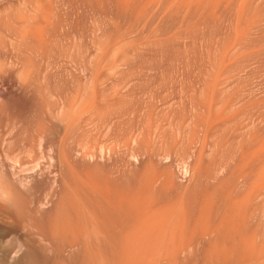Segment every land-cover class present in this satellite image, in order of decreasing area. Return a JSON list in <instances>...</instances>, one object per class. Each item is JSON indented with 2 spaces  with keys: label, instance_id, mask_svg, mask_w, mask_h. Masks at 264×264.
<instances>
[{
  "label": "rangeland",
  "instance_id": "obj_1",
  "mask_svg": "<svg viewBox=\"0 0 264 264\" xmlns=\"http://www.w3.org/2000/svg\"><path fill=\"white\" fill-rule=\"evenodd\" d=\"M194 1L0 0V264H264V0Z\"/></svg>",
  "mask_w": 264,
  "mask_h": 264
},
{
  "label": "bare ground",
  "instance_id": "obj_2",
  "mask_svg": "<svg viewBox=\"0 0 264 264\" xmlns=\"http://www.w3.org/2000/svg\"><path fill=\"white\" fill-rule=\"evenodd\" d=\"M128 1H129V0H128ZM130 1H131V0H130ZM168 1H169V0H168ZM172 1H173V0H172ZM174 1H175V0H174ZM183 1H184V2L186 3V5H187V3H188L187 1H189V0H187V1L182 0V2H183ZM190 1H193L194 3H197V2H195L194 0H190ZM213 1H214V0L211 1V2H212V5H213ZM216 1H217V5H220L219 3H221V1H222L223 5H224L225 3H226V4H228V3H232L230 0H229V1L227 0L228 3L226 2V0H221V1H219V3H218V0H216ZM223 1H224V2H223ZM235 1H237V3H238V0H235ZM249 1H250V0H249ZM249 1H247V2H249ZM147 2H148V1H147ZM147 2H146V3H147ZM176 2H178V1H176ZM179 2H180V0H179ZM199 2H202V1H198V4H199ZM207 2H208V0H207ZM211 2H210V3H211ZM240 2L243 3V1H242V0L240 1V0H239V6H238V7L240 8V10L237 8L239 12L241 11V8H243L244 5L247 3L246 0H245V2L243 3L244 5L241 4V5L243 6V7H242V6L240 5ZM174 3H175V2H174ZM191 3H192V2H191ZM194 3H193V4H194ZM208 3H209V2H208ZM208 3H207V4H208ZM214 3H216V2H214ZM237 3H236V4H237ZM171 4H172V3H171ZM188 4H189V3H188ZM198 4H196V5H198ZM207 4H205V5H207ZM178 5L181 6L182 4H181V3H178ZM183 5H185V4H183ZM190 5H191V4H190ZM201 5H202V4H201ZM201 5H200V6H201ZM212 5H211V6H212ZM214 5H215V4H214ZM174 6H177V5L174 4ZM215 6H216V5H215ZM224 6H225V5H224ZM227 6H228V5H227ZM216 7H218V6H216ZM225 7H226V6H225ZM214 8H215V7H214ZM237 19H238V18H237ZM238 22H239V20H238ZM236 25H237V24H236ZM236 25H235V26H236ZM110 149H111V148H110ZM254 152H255V151H254ZM258 152H259V150H258ZM87 153H88V152H87ZM259 154H260V153H259ZM28 166H29V165H28ZM164 173H165V172H164ZM153 189H154V188H153ZM98 192H99V190H98ZM154 194H155V193H154ZM8 195H9V194H8ZM243 199H244V198H243ZM89 200H90V199H89ZM239 200H240V199H239ZM129 201H130V200H129ZM237 201H238V200H237ZM240 201H241V200H240ZM242 201H243V200H242ZM235 202H236V201H235ZM210 203H211V202H210ZM232 203H233V202H232ZM241 203H242V202H241ZM241 203H239V205H240ZM119 204H120V203H119ZM172 204H173V203H172ZM89 205H90V204H89ZM234 206H235V205H234ZM100 207H101V206H100ZM238 207H239V206H238ZM243 207H244V206H243ZM233 208H234V207H233ZM233 208H232V210H233ZM240 209H241V208H240ZM235 210H236V208H235ZM237 210H238V209H237ZM242 210H243V209H242ZM164 211H165V210H164ZM206 211H207V210H206ZM208 211H209V210H208ZM238 211H239V210H238ZM238 211H236V213H237ZM142 212H144V210H143ZM161 212H162V211H161ZM239 212H240V211H239ZM151 213H153V212L151 211ZM145 214H146V213H145ZM156 214H157V213H156ZM176 214H177V213H176ZM183 214H184V213H183ZM230 214H231V213H230ZM128 215H129V214H128ZM137 215H138V214H137ZM177 215H178V214H177ZM232 215H233V211H232ZM234 215H235V214H234ZM238 215H240V214H238ZM238 215H236V216H238ZM242 215H243V214H242ZM140 216L144 217V214H141V213H140L139 216H138L139 219H141ZM222 216H223V215H222ZM225 216H226V215H225ZM230 216H231V215H230ZM243 216H244V215H243ZM3 217H4V216H3ZM130 217H131V216H130ZM130 217H129V218H130ZM132 217H133V216H132ZM174 217H175V216H174ZM174 217H173V218H174ZM226 217H227V216H226ZM226 217H225V218H226ZM231 217H233V216H231ZM239 217H242V216H239ZM237 218H238V217H237ZM237 218H235V219H237ZM242 218H243V217H242ZM242 218H240V219H242ZM139 219H138V220H139ZM182 219H184V217H183ZM182 219H181V220H182ZM240 219H238V220L240 221ZM56 220H57V219H56ZM94 220H95V219H94ZM142 220H143V219H142ZM219 220H220V219H219ZM238 220H237V221H238ZM70 221H71V220H70ZM148 221H149V219H148ZM151 221L153 222L154 220H151ZM230 221H231V220H230ZM235 221H236V220H235ZM237 221H236V222H237ZM139 222H140V221H139ZM142 222H143V221H142ZM145 222H146V221L143 222V226H144V225L146 226L147 223L145 224ZM166 222H167V221H166ZM181 222H182V221H181ZM200 222H201V221H200ZM213 222H214V221H213ZM227 222H229V221H227ZM242 222H243V221H242ZM242 222H241V223H242ZM172 223H173V222H172ZM221 223H222V222H221ZM155 224L157 225V223H155ZM155 224H154V225H155ZM168 224H169V223H168ZM227 224H228V223H227ZM233 224H234V223H233ZM233 224H232V225H233ZM238 224H240V223L238 222ZM243 224H245V223H243ZM243 224H242V225H243ZM137 225H138V224H137ZM141 225H142V224H141ZM147 225L150 226V227L152 226V224L150 225L149 223H148ZM170 225H171V224H170ZM178 225H179V224H178ZM178 225H175V226H178ZM181 225H182V224H181ZM228 225H229V224H228ZM162 226H163V225H162ZM166 226H167V225H166ZM175 226H174V227H175ZM238 226H239V225H238ZM150 227H148V228H150ZM157 227L159 228L158 225H157ZM157 227H156V228H157ZM217 227H218V226H217ZM217 227H216V228H217ZM219 227H220V226H219ZM67 228H68V227H67ZM167 228H168V227H167ZM180 228H181V227H180ZM183 228L185 229V227H183ZM183 228H181V229H183ZM200 228H201V227H200ZM216 228H215V229H216ZM228 228H229V227H228ZM236 228H237V226H236ZM236 228H235V229H236ZM96 229H97V228H96ZM140 229H141V228H140ZM142 229H143V228H142ZM150 229H151V228H150ZM175 229H176V228H175ZM177 229H178V228H177ZM215 229H214V230H215ZM224 229H226V227H225ZM88 230H89V229H88ZM135 230H136V229H135ZM153 230H154L155 232L157 231L156 229H153ZM162 230H163V229H162ZM178 230H179V229H178ZM178 230H177V231H178ZM204 230H205V228H204ZM211 230H212V229H210V231H211ZM214 230H213V231H214ZM229 230H230V229H229ZM232 230H233V229H232ZM239 230H240V228H239ZM91 231H92V230H91ZM148 231H149V230H148ZM159 231H160V230H159ZM159 231H158V232H159ZM175 231H176V230H175ZM181 231H182V230H181ZM208 231H209V230H208ZM222 231H223V230H222ZM222 231H221V232H222ZM233 231H234V230H233ZM235 231H236V230H235ZM149 232H150V231H149ZM152 232H153V231H152ZM160 232H161V231H160ZM162 232H163V231H162ZM190 232H191V231H190ZM216 232H218V231H216ZM216 232H215V233H216ZM236 232H237V231H236ZM56 233H57V232H56ZM59 233H60V232H59ZM87 233H88V232H87ZM92 233H93V231H92ZM100 233H101V232H100ZM126 233H127V232H126ZM178 233H179V232H178ZM202 233H203V232H202ZM205 233H207V230H206ZM225 233H226V232H225ZM229 233H230V232H229ZM233 233H234V232H233ZM129 234H130V233H129ZM137 234H138V233H137ZM158 234H159V233H157V235H158ZM161 234H162V233H161ZM174 234H175V232H174ZM180 234H181V233H180ZM180 234H179V235H180ZM220 234H221V233H220ZM220 234H219V235H220ZM236 234H237V233H236ZM113 235H114V234H113ZM164 235H165V234H164ZM221 235H222V234H221ZM240 235H241V234H240ZM111 236H112V235H111ZM132 236H134V235H132ZM145 236H146V235H145ZM227 236H228V235H227ZM244 236H245V235H244ZM92 237H93V236H92ZM128 237H129V236H128ZM160 237H161V235H160ZM235 237H236V236H235ZM235 237H234V238H235ZM246 237H247V236H246ZM97 238H98V237H97ZM113 238H114V237H113ZM138 238H139V237H138ZM143 238H144V237H143ZM215 238H216V237H215ZM84 239H85V238H84ZM141 239H142V238H141ZM238 239H239V238H238ZM241 239H242V238H241ZM251 239H253V238H251ZM129 240H130V239H129ZM163 240H164V239H163ZM215 240H216V239H215ZM215 240H214V241H215ZM236 240H237V239H236ZM236 240L234 239L233 241H236ZM141 241H142V240H141ZM211 241H212V239H211ZM242 241H243V240H242ZM242 241H241V242H242ZM212 243H213V242H212ZM229 243H230V242H229ZM236 243H237V242H236ZM243 243H245V242L243 241ZM122 244H123V243H122ZM133 244H134V243H133ZM139 244H140V242H139ZM221 244H223V243H221ZM226 244H227V243H226ZM254 244H255V243H254ZM163 245H164V244H163ZM219 245H220V244H219ZM247 245H248V244H247ZM221 246H222V245H221ZM221 246H220V247H221ZM224 246H225V245H224ZM227 246H228V245H227ZM230 246H231V245H230ZM126 247H127V246H126ZM212 247H213V245H212ZM216 247H218V245H217ZM232 247H233V246H232ZM232 247H230V248H231V249H230L231 251L229 250V247H228V249H226V250H229V251H228V256H229V254L232 252ZM235 247H237V245H236ZM88 248H89V247H88ZM144 248H145V247H144ZM218 248H219V247H218ZM222 248H223V246H222L221 249H220L221 251L224 250V248H223V249H222ZM248 248H249V247H248ZM125 249H126V248H125ZM235 249H237V248H235ZM245 249H246V248H245ZM253 249H254V248H253ZM152 250H153V249H152ZM216 250H217V249H216ZM220 250H218V252H220ZM260 250H261V249H260ZM148 251H149V250H148ZM236 251H238V250H236ZM257 251H258V250H257ZM143 252H144V251H143ZM223 252H225V251H223ZM233 252H234V251H233ZM233 252H232V253H233ZM238 252H239V251H238ZM244 252H245V251H244ZM248 252H249V250H248ZM128 253H129V252H128ZM141 253H142V252H141ZM253 253H254V252H253ZM255 253H256V252H255ZM258 253H259V252H258ZM263 253H264V251H263ZM92 254H93V253H92ZM98 254H99V252H98ZM137 254H138V253H137ZM208 254H209V253H208ZM211 254H212V253H211ZM226 254H227V253H225V256H226ZM237 254H238V253H237ZM260 254H261V253H260ZM216 255H217V254H216ZM240 255H242V254H240ZM261 255H262V254H261ZM263 255H264V254H263ZM96 256H97V255H96ZM98 256H99V255H98ZM131 256H132V255H131ZM210 256H211V255H210ZM210 256H209V257H210ZM222 256H223V254H222ZM232 256H233V255H232ZM234 256H235V255H234ZM249 256H250V253H249ZM251 256H252V255H251ZM144 257H145V256H144ZM214 257H215V254H214ZM217 257H218V256H217ZM226 257H227V256H226ZM246 257H247V256H246ZM130 258H131V257H130ZM130 258H129V259H130ZM227 258H229V257H227ZM96 259H97V258H96ZM124 259H125V258H124ZM157 259H158V258H157ZM233 259H234V258H233ZM249 259H250V257H249ZM100 260H101V259H100ZM154 260H155V259H154ZM208 260H209V259H208ZM211 260H212V257H211ZM223 260H224V259H223ZM235 260H236V259H235ZM235 260H234V261H235ZM244 260H245V259H244ZM114 261H115V260H114ZM114 261H113V263H114ZM127 261H128V260H127ZM131 261H132V260H131ZM215 261H216V260H215ZM224 261H225V260H224ZM247 261H248V260H247ZM92 262H93V260H92ZM102 262H103V261H102ZM122 262H123V261H122ZM212 262H213V261H212ZM242 262H243V261H242ZM93 263H94V262H93ZM102 264H103V263H102ZM239 264H240V263H239ZM246 264H247V263H246ZM249 264H250V263H249Z\"/></svg>",
  "mask_w": 264,
  "mask_h": 264
},
{
  "label": "clouds",
  "instance_id": "obj_3",
  "mask_svg": "<svg viewBox=\"0 0 264 264\" xmlns=\"http://www.w3.org/2000/svg\"><path fill=\"white\" fill-rule=\"evenodd\" d=\"M0 207H8L10 210H15L13 199H0Z\"/></svg>",
  "mask_w": 264,
  "mask_h": 264
}]
</instances>
